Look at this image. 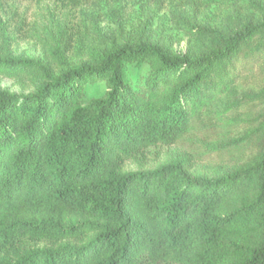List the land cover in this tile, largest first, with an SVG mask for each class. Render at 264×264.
Returning <instances> with one entry per match:
<instances>
[{
    "label": "trees",
    "instance_id": "16d2710c",
    "mask_svg": "<svg viewBox=\"0 0 264 264\" xmlns=\"http://www.w3.org/2000/svg\"><path fill=\"white\" fill-rule=\"evenodd\" d=\"M249 7L259 21L213 32L199 55L123 44L58 72L2 46L0 75L32 79L34 90H0V264H264V4ZM133 64L149 70L137 84L128 78ZM95 84L105 85L104 97L84 104ZM239 85L249 92L221 112ZM225 119L218 141L235 125L250 129L229 151L215 150L230 166L192 174L179 155L126 170L150 149Z\"/></svg>",
    "mask_w": 264,
    "mask_h": 264
},
{
    "label": "rangeland",
    "instance_id": "374dc122",
    "mask_svg": "<svg viewBox=\"0 0 264 264\" xmlns=\"http://www.w3.org/2000/svg\"><path fill=\"white\" fill-rule=\"evenodd\" d=\"M251 2L264 4V0H239L236 7L197 8L190 1H170L158 7L147 0H102L73 8L61 0H0V49L7 44L14 56L42 61L58 72L62 66L86 64L95 55L123 44L150 43L171 54L199 55L210 49L213 32L229 34L248 22L260 20L261 14L249 7ZM57 58L63 65L56 61ZM148 72L145 64H133L128 67V78L137 84L148 76ZM0 90L27 95L34 90V81L12 80L0 75ZM105 92L104 84L91 85L83 103L100 99ZM248 92L246 86L234 87L222 101L220 111L225 112L228 102L240 99ZM246 111L236 110L234 114L224 116L236 118L246 115ZM224 124H227L226 119L222 125L205 133L192 134L176 145L152 148L139 158V162L128 163L125 168L135 171L141 165L144 169H152L179 155L190 160L192 174L219 165L230 166V156L222 155L221 161L215 150L229 151L230 144L243 138L250 129L246 124L235 125L228 139L218 141V135L225 132ZM248 156L245 154L246 158ZM32 245L44 247L46 244Z\"/></svg>",
    "mask_w": 264,
    "mask_h": 264
}]
</instances>
